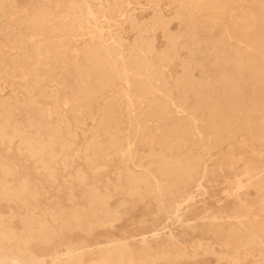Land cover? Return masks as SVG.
<instances>
[{"label": "bare ground", "instance_id": "1", "mask_svg": "<svg viewBox=\"0 0 264 264\" xmlns=\"http://www.w3.org/2000/svg\"><path fill=\"white\" fill-rule=\"evenodd\" d=\"M263 156L264 0H0V264H264Z\"/></svg>", "mask_w": 264, "mask_h": 264}, {"label": "rangeland", "instance_id": "2", "mask_svg": "<svg viewBox=\"0 0 264 264\" xmlns=\"http://www.w3.org/2000/svg\"><path fill=\"white\" fill-rule=\"evenodd\" d=\"M158 45H160V42L158 41ZM227 154H224V157L226 155H231L230 152H227ZM230 153V154H229ZM264 157V156H263ZM222 187V185H220ZM223 195V191H216V196L215 197H222ZM253 196V194L251 195V197ZM111 204H114V201L111 202ZM153 208L150 206H146V205H139L137 207V209L135 210V215L133 218V222H136L137 219H142L143 218H147L148 220L150 219H157V218H153L154 217V213H153ZM141 227V226H140ZM139 227V228H140ZM137 224H126L125 222H120L116 225V229L114 231L111 230H105V229H95L92 231V233L88 236H83L81 233H79L78 231H73L69 234H67L64 239H62L61 241L57 240L55 241V243L50 246L49 251L50 252H54V251H58L60 249H63L64 247L68 246V244H75L79 241H85L87 244H92L94 242H96L99 239H103V238H107L110 237L111 234L114 232L116 234L122 235V234H134L136 233V231L139 229ZM37 253L42 254L43 251L40 249L37 251ZM98 258L97 254L91 255L88 257L89 260H93L96 261Z\"/></svg>", "mask_w": 264, "mask_h": 264}]
</instances>
